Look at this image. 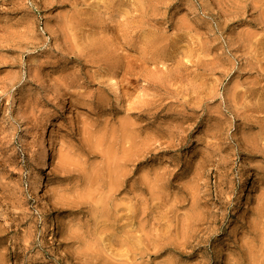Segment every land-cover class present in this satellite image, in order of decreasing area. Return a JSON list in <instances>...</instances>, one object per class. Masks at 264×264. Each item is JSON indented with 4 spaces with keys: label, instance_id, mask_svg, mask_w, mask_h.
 Wrapping results in <instances>:
<instances>
[{
    "label": "rangeland",
    "instance_id": "374dc122",
    "mask_svg": "<svg viewBox=\"0 0 264 264\" xmlns=\"http://www.w3.org/2000/svg\"><path fill=\"white\" fill-rule=\"evenodd\" d=\"M0 264H264V0H0Z\"/></svg>",
    "mask_w": 264,
    "mask_h": 264
},
{
    "label": "bare ground",
    "instance_id": "6f19581e",
    "mask_svg": "<svg viewBox=\"0 0 264 264\" xmlns=\"http://www.w3.org/2000/svg\"><path fill=\"white\" fill-rule=\"evenodd\" d=\"M113 95L118 103L121 102L123 97V87L118 76H114L111 80ZM51 122L48 121L43 128L42 134L50 141V146L44 148L39 155V164L43 173L35 181V187L39 194L44 195L46 192L45 182L46 174L50 170L49 156L51 153H58L60 151L59 142L56 137L50 134Z\"/></svg>",
    "mask_w": 264,
    "mask_h": 264
}]
</instances>
